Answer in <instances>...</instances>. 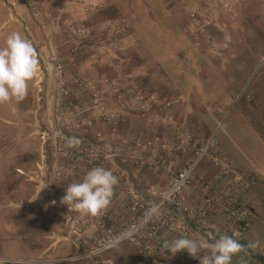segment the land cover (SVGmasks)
<instances>
[{
	"label": "crops",
	"instance_id": "crops-1",
	"mask_svg": "<svg viewBox=\"0 0 264 264\" xmlns=\"http://www.w3.org/2000/svg\"><path fill=\"white\" fill-rule=\"evenodd\" d=\"M64 1L55 0L52 4L54 13L56 9L64 10V18L78 20L85 17L81 11L82 4L104 3L106 6H111L108 11L111 8L114 11L117 7L124 5L121 0L113 3V0H74V4L65 3V8L59 9L61 7L59 3ZM132 2V7L139 11L140 22L146 24L142 21V16L147 15L152 21L153 30L157 29L156 26L164 25L165 31L176 34V37L185 44V54L186 49H189L188 45L192 47L190 40L194 32L192 15L195 17L202 15L203 19L198 24L222 41L219 51L217 53L215 51V54L196 53L192 57L188 56V61L180 60L178 66H192L196 72L193 84H191L192 76L180 70L175 82L168 76L165 77L166 79L161 82L160 92H157V89L161 85L152 79L153 74L162 69L156 62L154 64L156 60H153L146 45L142 44V48L134 47L135 49H132L130 44L123 45L124 47L118 50L123 58L133 62L137 60V64L143 66V69H140L142 73L137 83L134 81L136 76L132 75L135 73L133 65L129 64L128 72L123 75L124 78L121 77L120 84L123 87H138L142 89L146 97L158 94L156 107H159V112V103L164 102L168 97L177 96L189 100L187 105L174 106L168 113L192 135L201 134L202 143L211 140L206 139L210 134V137L215 138L217 116L227 112L230 107H236V110L247 116L249 125L246 129L249 130L248 135L255 140H247L246 144L231 147L225 144L227 140L216 139V144L212 146L211 154L199 170V174L215 180L221 188H224L232 178L221 176V172L213 167V163L216 157H222L229 162L250 186L244 198L247 211L253 218V224L258 219L256 214L262 207L257 194L264 191L262 183L264 179V72L260 78L251 80L257 68L264 67V60L261 59L264 54V0H241L236 3L230 16L220 11L219 0H214L211 4H204L202 0L200 2L199 0H132ZM3 6L0 5L1 8ZM104 19L105 16H102L100 21L96 20L91 30L97 38H94L97 44L104 41L106 39L104 37L109 34ZM87 26L85 27L89 28ZM64 27H60L62 29L57 27L55 30L52 27L54 36L49 45L43 41V33L37 30V43H39L37 45L40 48L37 51L39 68L42 62L46 63L48 57L54 52L62 54L63 58L59 61L65 69L64 82L68 87L65 89L68 97L64 100H68L67 103L71 104L70 108L83 114L89 104L88 93L76 89L72 82L76 74L88 71L86 58L89 52L86 49L93 43L90 39L92 35L80 40L83 48L80 49L79 54L83 59L77 58V61L69 62L66 60V54L71 53L73 51L71 49L76 48L80 41H77L73 26ZM49 28L48 26V30ZM102 29L103 31L100 32ZM16 32L24 36L19 27ZM11 33L13 32L8 35ZM39 41H43L44 45ZM143 48L144 51L140 52ZM101 58L105 63L109 59L108 56ZM107 69L105 65L104 70L107 71ZM146 70L151 74V78L148 74L145 79L142 78L147 73ZM128 78L131 81L127 80ZM74 95H78L79 99H76ZM123 95L127 103L118 104L112 99L105 104L107 113L117 112L120 116L111 127L101 122L95 124L92 130L82 132L81 135L90 137L92 134L100 133L102 136L100 143L104 151L112 147H120V144L125 142L127 149H122L123 155L115 159V164L119 171L128 175L130 186L132 185L138 192L143 193L149 185L167 186L168 177L163 173V167L175 163L182 165L188 161L190 154L188 150H176L177 133L171 126L166 124L153 126L154 114L136 110L131 104L133 95L126 91H123ZM249 96L254 99H247ZM40 98L43 100V105L45 101L46 106L52 105L57 99L54 80L41 69L29 82L28 95L23 101L0 104V264L4 260L26 259H40L42 264H147L130 244L121 245L99 258H84L83 256L93 248L89 238L84 237L79 242V246H75V241L67 238L64 209L52 205L50 201L53 197L63 195L62 191L66 190L71 183L82 180L86 175V165L84 161L78 160L72 163L70 173H64L65 182L55 180L52 172H64L70 161L69 157L52 159L49 147H44L41 142L37 143L36 131L42 130V118L52 115L45 107L42 108L43 105H38ZM161 112L164 111L161 110ZM156 136L173 147L175 151L173 156L169 159L167 155L162 156L159 167L152 164L139 167L137 160L129 157L128 150L141 152L142 144ZM36 164H42L47 171L41 172L37 169L36 173ZM17 170L22 171L23 174L18 173ZM250 179H253L254 183L247 181ZM126 191L127 185L118 183L114 188L109 207L111 212L123 218L128 217ZM201 192L200 189L186 192L188 202L192 203L194 196ZM210 214L217 225L222 227L227 225L226 220L220 215L218 206H214ZM196 227L199 228V224ZM249 229L237 238L240 243L245 242L244 238ZM195 235L191 233L189 237L194 238ZM174 239L177 238H167L164 241L170 242ZM162 245L163 243L159 249L161 259H169L172 264H200L199 259L193 258L187 251L173 255L170 251L163 250ZM205 254H207L206 251L200 253L201 256Z\"/></svg>",
	"mask_w": 264,
	"mask_h": 264
},
{
	"label": "built area",
	"instance_id": "built-area-1",
	"mask_svg": "<svg viewBox=\"0 0 264 264\" xmlns=\"http://www.w3.org/2000/svg\"><path fill=\"white\" fill-rule=\"evenodd\" d=\"M240 1L226 0L222 3L221 9L226 14H232L236 3ZM5 2L10 12L18 17L19 24L25 32L33 28L45 32L56 20L52 7L55 0H5ZM20 7L25 10V14L21 16L15 12ZM84 7L88 12L97 9L96 6L84 5ZM191 18L195 21L193 32L195 45L206 46L207 44L214 47L206 29L198 24L203 16L192 15ZM113 20L112 32L100 44L92 45L90 48L88 60L90 72L76 74L72 82L76 89L88 93L89 104L83 114L70 108V103L63 102V99L68 97V92L65 90L68 87L64 82L65 69L59 61L58 53L51 54L47 62H42L39 68L54 80L57 99L52 105L45 106L52 115L42 118V130L36 131V134L39 135L41 144L49 147L52 159L69 157L70 161L64 172H52L55 180L65 182L64 173H70L72 163L82 160L86 165V173L94 167L101 166L111 170L119 178V183L127 185L125 193L128 204L127 218L111 212L109 209L111 202L97 216L82 215L73 210L72 205L67 206L61 203L66 190L62 191L63 195L60 197L51 198L52 205L64 209L67 238L74 240L75 246H79V242L84 237L89 238L93 248L83 256L84 258H99L121 245L130 244L147 264H172L169 259L160 258L159 249L167 238L178 239L182 236L189 237L191 233L203 235L212 232L217 238L219 235L226 234L237 239L247 232L253 221L247 211L244 198L249 191V184L248 182L246 184L244 178L234 172L231 165L222 157H216L213 167L221 172V176L232 178L224 188H221L215 180L199 174V170L211 154L212 138L205 143L188 135L179 138L180 148H191L190 160L184 165L175 163L164 166L163 173L168 177V185H149L143 193H140L132 185L130 186L128 175L119 171L115 164V159L123 155L122 149H127L125 142H122L120 147H112L104 151L100 143L102 140L100 133L97 132L90 137L81 135L84 131L92 130L95 124L101 122L108 124L115 121L116 114L109 115L105 110L107 102L112 99L116 102H126L119 76L99 73V70L105 66L101 57L108 56L110 69L118 74L121 67L116 58L118 50L127 42L136 43L135 35L128 22L123 18ZM76 28L77 36L86 38L89 35L85 27L78 25ZM66 60L77 61L74 51ZM127 92L133 95V98L131 97L133 108L154 114L153 122L157 120L160 113L159 107H156L157 98L146 97L136 87H129ZM74 97L79 98L78 95ZM183 102L179 103L178 100L172 99L167 106L173 107ZM65 105L67 107H64ZM169 107H161V110H167ZM164 119L166 123L175 126L169 114H165ZM69 137H77L82 143L78 147L68 148L66 138ZM155 142H158V139L154 142L145 141L141 146V152L128 150L129 157L136 159L139 167H146L149 164L158 165L161 160L154 151ZM37 169L41 172L47 171L42 164H36V173ZM17 172L23 174L20 170ZM198 189L202 191L201 194L194 196L192 203L188 202L186 192ZM154 204L159 206V212L155 216H150L149 212ZM214 206H218L220 215L227 222L224 227L213 221L210 211ZM197 224L199 228L196 227ZM1 264H42V262L40 259L4 260Z\"/></svg>",
	"mask_w": 264,
	"mask_h": 264
},
{
	"label": "rangeland",
	"instance_id": "rangeland-1",
	"mask_svg": "<svg viewBox=\"0 0 264 264\" xmlns=\"http://www.w3.org/2000/svg\"><path fill=\"white\" fill-rule=\"evenodd\" d=\"M115 1H117V0H113L112 3ZM122 1L124 2V5L117 7V9H114V11L112 8L108 11V8L111 6H106L104 3L82 4L81 11L85 17L80 18L79 20L74 19V18L73 19L68 18L69 19L68 20L67 18H64V12H65L64 10H57L56 9L55 10L56 20L49 25V27H50L49 30L47 29L45 32H43L37 28H33L31 30H28V32H25L23 30L22 26L19 24L18 17L17 16L15 17L14 14L12 12H10L9 9H6V5L3 4L5 2L4 0H0V5H2V6L4 5L2 8L0 7V46L4 45V42L7 38L6 36L10 32H16V29H18V27H19L22 30V32L24 33V36L33 43V45L36 49V52H37L38 48H39V46H38L39 43H37V34H36L37 30L39 32L43 33L42 38H44V40L43 39H41V40H43L46 44L49 45L50 44L49 42L52 41V37L54 36L53 30L57 29V27H58V29L62 26L63 27L65 26L64 28H67L70 25V26L74 27L73 30L76 32V29H77L76 27L78 25L83 26V27L88 25L89 28H86V27L85 28L87 30H89L88 36L90 37L92 35V38H90V39L93 40V43L88 45L87 49H86V51L89 52L87 55V58H86V61L88 62L89 56H90V48L92 45L97 44L96 40L94 39L96 37H94L93 32L91 31V30H93V26H94V23L96 22V20L100 21L99 19L102 16H105V19H104L105 24H106L105 26H108L107 30H109V33H111L112 32V26H113L112 21H114L113 19L123 18L128 22L130 29L132 30V32L134 33L135 38H136V43L127 42V43H125V45L130 44L133 47L132 49H135L134 47L142 48V44H145L146 47L151 52V55L154 58L153 60H156V61H154V64L156 62L157 65L159 64V67L162 69L161 71L159 70L158 73L153 74L154 78L152 80H154V82L157 81V83H159V85H161V86H158L157 92L161 91L160 90V88L162 87L161 82H163L166 79L165 78L166 76H168L173 82H175L177 77L179 76L178 73L180 72V70H184V72H185L184 74H189L192 76V80H191L192 83L191 84H193V77L195 76L196 72L194 71L192 66H189V67L178 66V63L180 62V60L185 61L187 59L186 61H188L189 60L188 56L192 57V55L196 54V53L208 54V55L209 54H215V51H216V53L219 51L220 43L222 41L221 40L219 41L214 36L213 33L208 32V35L210 36V42L214 45V47H210L207 44H206V46L205 45L196 46L195 45L196 42L194 41L193 36L191 35L190 40L192 41L191 42L192 47L190 45H188L189 49L188 50L186 49V54H185V44L176 37V34H172V33L165 31L164 25H162V27L156 26L157 29L153 30L152 29L153 26L151 25L152 21L150 20V18H148L147 15L142 16V21L146 23V24H143L142 22H140V19H139V15H138L139 11H137L136 8L132 7V4H133L132 0H121V2ZM202 1L204 4H211V2L214 0H210V1L202 0ZM215 1H218V0H215ZM225 1L226 0H221V1L219 0L218 4L220 6V11L223 14L230 16V14L224 13L223 9H221V5ZM118 2H119V0H118ZM199 2H200V0H199ZM65 3L67 5L68 4L70 5V4H74L75 2H74V0H69L67 2L65 0L64 2L59 3V6H61L59 9L65 8ZM84 5L96 6L97 9L88 12V11H86ZM15 12L17 15H20V16L25 14V10L22 7L17 8ZM88 16H90V18H88ZM162 19H164V18H162ZM81 20H84V21H81ZM107 23H108V25H107ZM207 23L204 25L206 26ZM52 27L54 28L53 30H52ZM60 29H62V28H60ZM102 31H103V29L100 32H102ZM104 38H106V36ZM82 39H84V38H82ZM80 40H81V38H78L77 41H80ZM43 41H39L40 44L44 45ZM36 45H37V48H36ZM79 45H80V47H78ZM81 48H83L82 41H80V44L76 45L75 49L74 48L71 49L74 51L75 59H77V58L83 59V57L80 56V54H79ZM138 48H136V49H138ZM73 51H71V53ZM143 51H144V48L142 50H140V52H143ZM69 54L70 53L66 54V58H68ZM58 56H59V58H63L62 54H58ZM37 57H38V55H37ZM116 58H117V61L121 64V67H120L118 74L114 73L112 71V69H110V67L108 65L109 59L106 61V63L104 62V64L108 68L107 71L104 70L105 66H103L99 70L100 72L99 71L98 72L101 74L105 73L108 76L118 75L119 80H120V78L123 77V75L126 72H128L129 64H132L133 65V71H135V73H133L132 75L136 76V78H134V81L138 83L139 79H140L139 75L142 73V72H140V69H143V66H140L139 64H137V60L133 62L131 60L124 59L121 52L120 53L118 52L116 54ZM261 59L264 60V54L262 55ZM143 62H145V61L143 60ZM190 62L192 63L191 60H190ZM260 65H262V64L260 63ZM88 66H89V64H88ZM89 69H90V67L88 68V71L90 72ZM263 72H264V67L263 66L258 67L257 70L255 71V73L253 74V76L251 77V80L253 78H260L263 75ZM147 74H148V77L151 78V74H149L148 71L144 75V77H142V78L145 79ZM127 80H130V79L128 78ZM185 83L186 82H184V84ZM218 87H219V85H218ZM138 89L142 90L140 88H138ZM157 95L155 94L154 97L158 98ZM149 97H151V96H149ZM158 99H157V101H158ZM172 99L178 100L179 103L184 101L183 103H181L179 105H175V106H180V105L184 106V105H187V103L189 102V100L184 99L182 97H177V96H172L170 98L168 97L167 99L164 100V102L159 103L160 104V113H158L159 117L154 122H153V120L155 119V117H153L152 125L155 127L163 126V124L171 126L172 130L177 133L176 139L178 141V145L176 146V150H188L190 157H191V150H190L191 148H189V147L188 148H180L179 138L183 137V135H188L189 137L197 138L201 142L202 140H200V139H202V135L201 134L200 135H192L188 130H186L185 128H182L180 123L178 124L174 120L173 116H171L168 113V111L172 107L167 106V104ZM247 99L253 100L254 98L249 96V97H247ZM66 100L63 99V102H68V100L67 101ZM69 100H71V99H69ZM40 101H42V103H40ZM37 103L39 106L43 105L42 98H40L39 102H37ZM117 103L120 104L121 102L117 101ZM45 106H46V104L44 101V105L42 106V108H44ZM161 107H169V108L167 110H165V109L162 110V111H164L162 113ZM235 108L236 107H230L227 112L221 113L217 116V120H218L217 134H216L215 138L213 136L210 137L211 136V134H210L206 139H211V138L213 139L214 138L215 142L217 141L216 139H218V140H220V139L224 140L225 139V140H227V142L225 144L227 146H231V147H234V145H238V144H246L247 140H251V141L255 140L254 137H251L248 135L249 130L246 128L249 125V122L247 120V116L244 114H241ZM108 114L109 115L110 114H116L115 120H117L120 117L119 115H117L118 114L117 112L108 113ZM165 114H169L173 118V122H174L175 126H173V124L166 123L167 121L164 119ZM112 124L113 123L111 122L108 124L105 123L104 125L111 127ZM261 127H262V125H261ZM36 135H37V141H38L37 143H40L41 140L39 139V135L38 134H36ZM229 136H230V138H229ZM253 136H255V135L253 134ZM155 139H158V142H155V144H154V151L158 155L160 160H161L162 156H165V155H167L168 159H169V157H172L175 151H174L173 147L168 142L163 141L158 136L153 137L152 139L147 140V141L154 142ZM155 146H157V147H155ZM231 150L234 151L235 149H231ZM190 157L188 160H190ZM160 165L161 164L159 163L158 165L155 164L154 166L159 167ZM262 183L264 186V179L262 180ZM257 197H259L260 200H258V201H261V204H262L260 212L258 214H256V215H258V219H256L253 222V224L251 223V226H250L251 228L249 229V232L246 233L245 238H244L245 242L241 243V244L245 245L246 251H243V252L239 253L238 255L234 256L232 259V264H264V191L259 192L257 194ZM256 241H259L258 247H256V248L247 247L249 244L254 243Z\"/></svg>",
	"mask_w": 264,
	"mask_h": 264
},
{
	"label": "clouds",
	"instance_id": "clouds-1",
	"mask_svg": "<svg viewBox=\"0 0 264 264\" xmlns=\"http://www.w3.org/2000/svg\"><path fill=\"white\" fill-rule=\"evenodd\" d=\"M193 24L195 28L194 21ZM38 70L39 61L33 43L19 32L8 35L4 45L0 46V104L23 101L28 95L29 82L36 76ZM129 87L121 85L122 90L126 92ZM81 143L77 137L66 138L68 148L78 147ZM247 181L254 183L253 179ZM118 183L119 178L111 170L101 166L94 167L82 180L73 182L66 188V195L61 203L72 205L73 210L82 215L97 216L109 206ZM158 212L159 206L154 204L149 215L155 216ZM258 246L259 241H256L247 247ZM162 247L173 255L187 251L190 256L199 259L200 264H232L233 257L246 250L245 245L238 239L226 234L217 238L212 232L203 235L197 233L194 238L182 236L170 242L164 241ZM202 251H206L207 254L201 256Z\"/></svg>",
	"mask_w": 264,
	"mask_h": 264
},
{
	"label": "trees",
	"instance_id": "trees-1",
	"mask_svg": "<svg viewBox=\"0 0 264 264\" xmlns=\"http://www.w3.org/2000/svg\"><path fill=\"white\" fill-rule=\"evenodd\" d=\"M214 144H216V143H215V141H214V139H213V145H214ZM228 163H229V162H228ZM229 164H230V163H229ZM231 168L234 170V168H233L232 166H231ZM234 172H236V171L234 170ZM236 173L239 174L238 172H236Z\"/></svg>",
	"mask_w": 264,
	"mask_h": 264
}]
</instances>
